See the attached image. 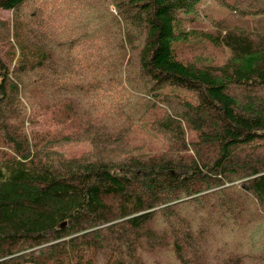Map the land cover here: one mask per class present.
I'll list each match as a JSON object with an SVG mask.
<instances>
[{
	"label": "trees",
	"instance_id": "trees-1",
	"mask_svg": "<svg viewBox=\"0 0 264 264\" xmlns=\"http://www.w3.org/2000/svg\"><path fill=\"white\" fill-rule=\"evenodd\" d=\"M211 1L0 0V264H264V101L230 92L264 5Z\"/></svg>",
	"mask_w": 264,
	"mask_h": 264
},
{
	"label": "rangeland",
	"instance_id": "rangeland-1",
	"mask_svg": "<svg viewBox=\"0 0 264 264\" xmlns=\"http://www.w3.org/2000/svg\"><path fill=\"white\" fill-rule=\"evenodd\" d=\"M235 4L238 6H258L264 5V0H235ZM209 8H214V3L211 0H200L199 4L192 5L186 12V14H195L196 16H204L205 11ZM226 9L220 10L221 14L226 13ZM4 14H8V11H2ZM209 12V11H208ZM234 96V104L239 107L251 108L252 105H261L264 101V87L253 86L250 89L234 88L230 90ZM203 104V103H202ZM190 122L197 128L203 130L200 136V143L194 145L187 143L191 151L194 153L203 152L211 142L219 136V123L217 119L212 115L211 111L206 109L203 105L195 110L190 116H188ZM138 132L143 133L144 128H139ZM81 144H76L75 148H80Z\"/></svg>",
	"mask_w": 264,
	"mask_h": 264
}]
</instances>
